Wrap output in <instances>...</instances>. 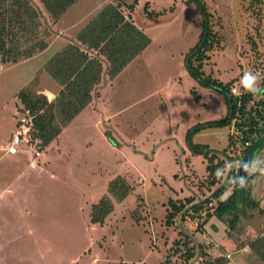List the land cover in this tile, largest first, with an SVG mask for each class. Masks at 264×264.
<instances>
[{"label":"rangeland","instance_id":"rangeland-1","mask_svg":"<svg viewBox=\"0 0 264 264\" xmlns=\"http://www.w3.org/2000/svg\"><path fill=\"white\" fill-rule=\"evenodd\" d=\"M116 2L148 44L112 79L100 59L101 82L91 101L43 150H35L26 135L15 156L1 158L0 264H196L202 252L225 264H260L247 247L226 237L221 222L210 218L199 228L174 208L207 198L224 180L228 157L237 166L242 155L229 144L230 127L193 132L191 143L225 164L220 182L210 184L207 160L189 149L188 132L222 119L226 106L220 92L189 75L186 55L207 26L211 47L202 76L222 84L237 77L239 84L241 74L251 71L260 86L264 0L260 6L250 0H76L54 23L43 12L50 33L46 49L29 61L0 64V156L11 135L28 124L17 109L18 90L36 78V92L52 100L59 88L43 66L103 6ZM32 157L38 167L28 166ZM255 160L264 161V149ZM255 173L248 190L262 213L249 216L246 226L241 217L240 241L264 237V172ZM119 177L130 191L113 198L107 187ZM101 198H108L110 211L101 225L92 224L91 205ZM184 239L193 250L189 262L182 259L184 249L173 245Z\"/></svg>","mask_w":264,"mask_h":264},{"label":"trees","instance_id":"trees-1","mask_svg":"<svg viewBox=\"0 0 264 264\" xmlns=\"http://www.w3.org/2000/svg\"><path fill=\"white\" fill-rule=\"evenodd\" d=\"M75 1L0 0V64L15 65L44 51L50 33L44 23L43 12L51 23H54ZM250 2L255 6L261 5V0ZM197 3L205 15L202 5ZM120 7V2L103 6L77 32L74 42L63 46L43 66L42 71L59 88L52 100L49 101L44 94L36 92V78L16 93L15 98L19 105L17 109L27 118L26 135L35 150L37 148L41 151L54 141L69 120L89 104L92 90L101 82L103 69L101 60L106 64V76L112 79L148 44V38L124 17ZM256 15L259 16V11H256ZM208 35L206 26L197 43L186 55V68L189 75L198 82L221 93L226 114L220 120L207 121L195 127L190 134L188 132L186 142L191 152L200 154L207 160L209 183L213 184L220 182L225 164L221 160L214 162V153L205 147L194 146L189 139L190 135L203 128L230 127L232 134L230 138L228 137L229 144L233 149L238 146L243 153L252 142L264 136V78L259 86L261 91L253 94L242 90L241 84L236 82L237 77L226 84L208 76L203 77L201 70L205 52L211 47V41L206 40V38L209 40ZM234 84L238 86L236 89L240 91V95L231 94L230 90ZM227 167L224 180L207 198L188 208L180 204L174 208V212L195 221L199 228L210 218L221 222L226 227V237L237 248L247 247L258 258L260 264H264V237L259 236L247 241L238 240L243 233L244 221L246 226L249 216L262 213L258 202L250 197L248 190L249 181L256 173L248 175L247 172L244 186L240 183L235 185L237 166L234 159L228 157ZM228 188L230 194L222 197ZM129 191L130 187L120 177L109 182L107 187V192L113 198H121ZM109 211L108 198H101L98 203L91 205L90 223L101 225ZM241 217L244 218L243 223ZM171 219L172 214L167 215L166 223L169 224ZM188 243L187 239H184L181 245L177 241L173 242L175 247L179 245L184 249L181 256L185 262L194 257L192 248L186 247ZM175 251L177 250H174V253ZM225 263L226 260L222 257L210 260L204 252L201 253L199 262H196V264Z\"/></svg>","mask_w":264,"mask_h":264},{"label":"clouds","instance_id":"clouds-1","mask_svg":"<svg viewBox=\"0 0 264 264\" xmlns=\"http://www.w3.org/2000/svg\"><path fill=\"white\" fill-rule=\"evenodd\" d=\"M259 79L260 77L257 74H254L251 71H247L242 76L240 84L242 88L244 89V91L256 94L261 91L258 85ZM262 164H264V161L255 160L251 162H243L239 166L244 171L249 172V173L255 172L257 170L264 172V167H260V165ZM239 183L241 186H244V177L239 178Z\"/></svg>","mask_w":264,"mask_h":264},{"label":"water","instance_id":"water-1","mask_svg":"<svg viewBox=\"0 0 264 264\" xmlns=\"http://www.w3.org/2000/svg\"><path fill=\"white\" fill-rule=\"evenodd\" d=\"M264 149V136L252 142L242 153L239 163L235 172V185L239 184L240 177H246L247 172L244 171L239 165L243 162H251L258 151Z\"/></svg>","mask_w":264,"mask_h":264},{"label":"built area","instance_id":"built-area-1","mask_svg":"<svg viewBox=\"0 0 264 264\" xmlns=\"http://www.w3.org/2000/svg\"><path fill=\"white\" fill-rule=\"evenodd\" d=\"M244 73H243V75H244ZM230 91H231V94H233V95H240V91L234 87H232ZM26 132H27V128L25 126H21L20 130H16V132L11 135L9 145H8V147H6V153L7 154L14 155L17 152V147L22 142H24V143L27 142L26 137H25ZM33 155H34V157H37L38 153H34Z\"/></svg>","mask_w":264,"mask_h":264},{"label":"crops","instance_id":"crops-1","mask_svg":"<svg viewBox=\"0 0 264 264\" xmlns=\"http://www.w3.org/2000/svg\"><path fill=\"white\" fill-rule=\"evenodd\" d=\"M32 59V58H31ZM30 59H28V60H26V61H29ZM20 64H22V63H20ZM14 99V98H13ZM15 102H17L16 101V98H15ZM14 106H15V103H14ZM12 117H13V115H12ZM11 134V132L9 133V135ZM9 139V138H8ZM8 139H7V142H8ZM6 142V143H7ZM7 155H9V154H7L6 153V144L4 145V148H3V155L2 156H0V160H1V158H2V160L3 159H8L7 158ZM16 155V153L14 154V155H10L11 157L12 156H15ZM36 158H38V157H36ZM14 159V158H13ZM12 158L10 159V162H12V160H13ZM33 161V157L31 158V160H30V162L28 163V166H31V167H38L39 165H38V163H36L35 161L34 162H32ZM38 162V161H37ZM36 164V165H35ZM35 169V168H34ZM25 182V181H24Z\"/></svg>","mask_w":264,"mask_h":264}]
</instances>
